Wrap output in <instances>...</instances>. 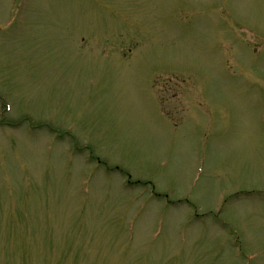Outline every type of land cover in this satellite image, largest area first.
<instances>
[{"label": "rangeland", "instance_id": "1", "mask_svg": "<svg viewBox=\"0 0 264 264\" xmlns=\"http://www.w3.org/2000/svg\"><path fill=\"white\" fill-rule=\"evenodd\" d=\"M0 264H264V0H0Z\"/></svg>", "mask_w": 264, "mask_h": 264}]
</instances>
